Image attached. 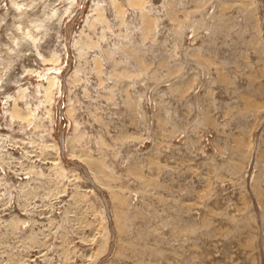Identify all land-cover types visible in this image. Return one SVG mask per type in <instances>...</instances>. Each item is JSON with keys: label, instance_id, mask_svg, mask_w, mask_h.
<instances>
[{"label": "rangeland", "instance_id": "1", "mask_svg": "<svg viewBox=\"0 0 264 264\" xmlns=\"http://www.w3.org/2000/svg\"><path fill=\"white\" fill-rule=\"evenodd\" d=\"M0 264H264V0H0Z\"/></svg>", "mask_w": 264, "mask_h": 264}]
</instances>
